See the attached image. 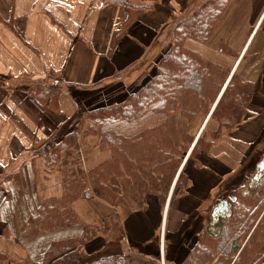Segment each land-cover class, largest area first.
Masks as SVG:
<instances>
[{"label": "crops", "instance_id": "crops-1", "mask_svg": "<svg viewBox=\"0 0 264 264\" xmlns=\"http://www.w3.org/2000/svg\"><path fill=\"white\" fill-rule=\"evenodd\" d=\"M125 1L142 7L127 29L128 8L111 0H0V264L12 233L14 243L27 252L21 236L23 224L36 214L40 201L60 196L64 183L100 161L93 160L97 153L93 141L83 139L62 150L59 168L47 172L38 155L41 148L69 135L88 105L107 91L117 86L116 94L125 98L123 91L133 89L146 74L148 62L164 51L173 27L207 0ZM199 44L203 46L200 53L193 51L230 69L241 82L253 84L255 92L246 119L199 156V167L189 171L190 185L171 204L173 187L163 206L148 196L144 209L115 207L124 233V251H136L156 240L162 264L164 249L172 250L178 241L181 247L176 259L184 258V251L205 226V212L214 203L218 206L225 201L230 207L234 191L242 188L246 194L264 178H257L264 159V0H229L211 37ZM214 56L227 60L216 62ZM247 57L250 61L241 69ZM142 80L147 82V76ZM71 155L76 161L68 167ZM30 156L32 162H26ZM98 206V212L89 213L94 220L85 224L99 226L111 214L106 209L104 216ZM73 209L83 222L77 201ZM17 212L22 218L19 222ZM72 233L80 231L65 229L44 238L50 243ZM34 242L31 247L37 249Z\"/></svg>", "mask_w": 264, "mask_h": 264}, {"label": "trees", "instance_id": "trees-1", "mask_svg": "<svg viewBox=\"0 0 264 264\" xmlns=\"http://www.w3.org/2000/svg\"><path fill=\"white\" fill-rule=\"evenodd\" d=\"M111 1L128 8L127 29L142 7L125 0ZM228 2L207 0L179 21L167 49L157 58L151 80L125 93L120 102L89 109L69 135L57 144L44 145L38 155L44 158L47 172L58 169L60 151L87 137H97L100 150L109 157L86 175L64 183L60 196L42 199L36 214L24 222L21 234L33 239L80 227L79 235L56 239L39 260L19 259L16 264H162L156 240L136 251L123 250L125 238L117 214L108 215L102 225H87L72 205L87 187L96 198L114 205L119 196L113 182L123 178L128 181V197L135 209H144L148 196L163 206L173 187L171 204L189 162L196 155L207 154L246 119L255 86L241 82L230 69L209 62L185 45L187 40L205 43ZM170 115L189 124L198 117L204 121L208 118L207 124L211 122L214 128L208 132L206 124L196 141L184 135L179 144L174 143L167 128ZM204 134L209 137L205 141ZM229 202L227 219L218 216L216 229L203 228L179 262L176 258L181 242L172 250L166 247L164 264H264V178L246 194L236 191ZM94 241H101L98 248L91 246Z\"/></svg>", "mask_w": 264, "mask_h": 264}, {"label": "rangeland", "instance_id": "rangeland-1", "mask_svg": "<svg viewBox=\"0 0 264 264\" xmlns=\"http://www.w3.org/2000/svg\"><path fill=\"white\" fill-rule=\"evenodd\" d=\"M170 41V40H169ZM186 46L192 50H196L197 52L200 53V49H203L202 45H200L199 43L195 42V41H192V40H187L185 42ZM168 45H169V42H168ZM168 45H166V48H164L163 50L165 51L168 47ZM152 49V47H151ZM163 53V52H162ZM161 53V54H162ZM205 53L203 52L202 55H204ZM212 59L216 62L220 61V60H227V59H222L218 56H214L212 57ZM250 61V58L247 57L245 59V61L243 62L242 66H241V69L244 68ZM156 62H157V58L156 57H153L149 62H148V67L147 69H145L146 71V74L143 75L142 78H138L137 82L135 84H133L134 88L133 89H137V86H140L142 85L143 83H141L144 78V76L146 77L147 76V79L148 80H151L154 75H155V65H156ZM117 87V86H116ZM115 87V88H116ZM113 88L109 91H107L106 93H104V95H101L100 98L98 99H92V103L88 105V108L91 109V108H99L101 105L103 106V104L105 103H108V104H113V103H117V102H120V99L123 95L121 94H116V92L118 93L119 90L118 88ZM131 88V87H130ZM123 92H126V94H128V92H131L130 90H126V91H123ZM124 99V96L122 97ZM104 101V102H103ZM107 104V105H108ZM101 106V107H102ZM89 109H86L85 110V113L89 111ZM168 109L172 111V103H169V106H168ZM84 113V115H85ZM204 121V118L203 117H198L193 123L189 124L187 123L185 120H183L182 118L176 116V115H170L168 116L167 118V128L169 130V134L171 136V139L174 143H180L181 142V139L184 135H186V137H190V138H195V134L200 130L201 128V124L203 123ZM214 128V125L209 122L207 124V127H206V130L208 132H211V130ZM209 137L208 135H205L204 134V141L207 140ZM86 141H93V146L95 148H97V153H96V156H94L93 160L97 161V160H100L98 163L96 162L95 165H93L92 167H90L86 172H84L82 175H86L87 172L99 165L100 163H102L104 160H106L108 157H109V153L107 152H103L100 150L99 146H98V138L97 137H87L85 138ZM83 140V139H82ZM81 141V140H80ZM55 141H49L47 143H45V145L47 144H51L53 145ZM79 142V141H78ZM195 142V141H194ZM193 142V143H194ZM90 143V142H89ZM78 144V143H77ZM76 144V146H77ZM92 146V143L88 145V148H90ZM44 147V146H43ZM75 147V146H74ZM43 148H41L40 151H42ZM39 151V152H40ZM61 152V151H60ZM189 152V151H188ZM202 154L200 155H196L194 157V159L192 161L189 162L188 166H187V169H186V172H185V175L183 177V179L180 181V185L178 186V189H177V192H176V195L178 194H182L185 192V190L188 188V186L190 185V176H189V171L192 167H199V156H201ZM40 156V155H39ZM42 157V156H40ZM100 158V159H99ZM32 159V156H30V158L28 157V160L26 162H30V160ZM58 159H59V164H60V153H59V156H58ZM78 159H79V156H78ZM81 159V157H80ZM88 159V156L85 155L84 157V160H87ZM42 160L44 161V158L42 157ZM75 161H76V156L74 155H71V156H68L67 158V164H68V167H71V165H74L75 164ZM186 161V159H184V162ZM32 162V160H31ZM79 163V162H78ZM59 168V167H58ZM53 171V170H52ZM177 177V175H176ZM38 183V182H37ZM41 182H39L40 184ZM113 184H116V185H113L114 188L113 190L118 193V199L116 200L115 204L114 205H108L107 203L99 200L98 198L95 197L93 191L91 188L87 187L84 192H82L77 200V210H78V214L81 216V218L83 219V222L85 224L86 223H90L93 219L90 218V215L89 213L91 214L93 212L96 211V208L99 204L100 206L98 207H102L101 210H103V215L106 216V212L105 210L106 209H111V214H116L115 212V207L119 205V207L122 209V208H125L126 206V210L129 211V208H131L132 206V203L130 202V199L128 197L129 195V190H128V181L126 179H120L118 181H114ZM3 185V184H2ZM3 187V186H2ZM236 191H240L242 192V188H238ZM236 191H234L235 193H233L231 195V198L234 199L235 196H236ZM58 194V193H57ZM174 198H175V195H174ZM99 203V204H98ZM101 205H104V206H101ZM73 206V205H72ZM213 206H217V203H214ZM210 207V209H208V211L205 212L204 214V218H203V224L205 225L203 228L205 227H209V229H216L215 225H216V218L214 219L213 217H211V212H212V207ZM74 211V209H73ZM230 211H231V207H229V212L226 213V214H222L220 215L221 217L223 218H228L229 217V214H230ZM75 212V211H74ZM98 212V211H96ZM113 212V213H112ZM76 214V213H75ZM21 214L17 212L16 214V220L19 222L20 216ZM77 215V214H76ZM78 217V216H77ZM119 217V216H118ZM79 218V217H78ZM106 218V217H105ZM104 218V219H105ZM80 219V218H79ZM120 219V218H119ZM81 220V219H80ZM82 221V220H81ZM104 221V220H103ZM17 222V224H18ZM96 222V221H94ZM21 224V223H20ZM102 225V223H101ZM198 228V227H197ZM202 228V227H201ZM203 228L201 229V231L203 230ZM199 229V228H198ZM14 230V229H13ZM73 230H78L80 231V227H74V228H70L68 229V231H73ZM200 230V229H199ZM200 231V232H201ZM73 234V233H72ZM48 234L46 235H40V236H37L36 238H33V239H27V238H23L22 241H23V244L25 246V251L27 252H23L18 245H16V243H14V233H12V240L10 241V244L8 245L9 247H7V250L5 251L3 257H2V264H16L19 259H26L28 258L29 261H35V260H39V255L41 253H43L46 248L50 245V243L54 240H52L50 243L49 241H45V238L44 237H47ZM79 233H76V234H73V235H68V237L66 238H69V237H74V236H78ZM58 237V235H57ZM55 238V237H53ZM57 239V238H56ZM185 239V238H184ZM183 239V240H184ZM26 241V242H25ZM32 241H35L34 243H36V248L37 249H33V247H31V243ZM98 243H100L101 241H97ZM18 243V241H17ZM96 241H94L91 246L95 245ZM30 244V247H28V245ZM27 246V247H26ZM192 247V246H191ZM189 247V249L191 248ZM94 248V247H92ZM90 248V249H92ZM124 250V249H123ZM170 250V249H169ZM188 250V249H187ZM184 251L185 253L187 252ZM17 255H16V254ZM20 256V257H18ZM12 260V261H11ZM178 262L180 259H176Z\"/></svg>", "mask_w": 264, "mask_h": 264}, {"label": "water", "instance_id": "water-1", "mask_svg": "<svg viewBox=\"0 0 264 264\" xmlns=\"http://www.w3.org/2000/svg\"><path fill=\"white\" fill-rule=\"evenodd\" d=\"M262 175H264V159L261 161V163L258 166V176L257 178H260ZM229 212V204L225 201L221 202L212 212V217L215 219L218 216L222 214H226ZM124 250H126V246H123Z\"/></svg>", "mask_w": 264, "mask_h": 264}]
</instances>
